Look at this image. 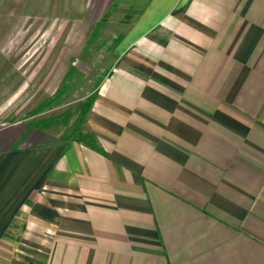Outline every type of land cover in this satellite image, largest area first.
<instances>
[{
  "label": "crops",
  "instance_id": "crops-1",
  "mask_svg": "<svg viewBox=\"0 0 264 264\" xmlns=\"http://www.w3.org/2000/svg\"><path fill=\"white\" fill-rule=\"evenodd\" d=\"M116 60L82 136L0 123V264H264V0H88Z\"/></svg>",
  "mask_w": 264,
  "mask_h": 264
},
{
  "label": "rangeland",
  "instance_id": "rangeland-1",
  "mask_svg": "<svg viewBox=\"0 0 264 264\" xmlns=\"http://www.w3.org/2000/svg\"><path fill=\"white\" fill-rule=\"evenodd\" d=\"M88 0H0V123L30 120L65 138L116 60L112 34L86 16Z\"/></svg>",
  "mask_w": 264,
  "mask_h": 264
},
{
  "label": "trees",
  "instance_id": "trees-1",
  "mask_svg": "<svg viewBox=\"0 0 264 264\" xmlns=\"http://www.w3.org/2000/svg\"><path fill=\"white\" fill-rule=\"evenodd\" d=\"M91 103H92V101L90 102V104L88 105V108H87V110L90 108V106H91ZM82 136V134H79L78 136H76L77 138H80Z\"/></svg>",
  "mask_w": 264,
  "mask_h": 264
}]
</instances>
